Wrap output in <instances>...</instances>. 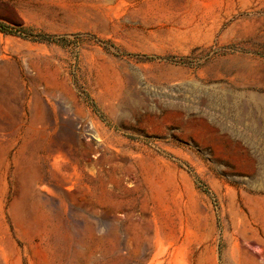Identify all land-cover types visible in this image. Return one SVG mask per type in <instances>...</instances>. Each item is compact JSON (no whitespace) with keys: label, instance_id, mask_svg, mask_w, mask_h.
<instances>
[{"label":"rangeland","instance_id":"rangeland-1","mask_svg":"<svg viewBox=\"0 0 264 264\" xmlns=\"http://www.w3.org/2000/svg\"><path fill=\"white\" fill-rule=\"evenodd\" d=\"M0 264H264V0H0Z\"/></svg>","mask_w":264,"mask_h":264},{"label":"trees","instance_id":"trees-1","mask_svg":"<svg viewBox=\"0 0 264 264\" xmlns=\"http://www.w3.org/2000/svg\"><path fill=\"white\" fill-rule=\"evenodd\" d=\"M86 95V94H85ZM87 97V96H86ZM94 105V104H93Z\"/></svg>","mask_w":264,"mask_h":264}]
</instances>
